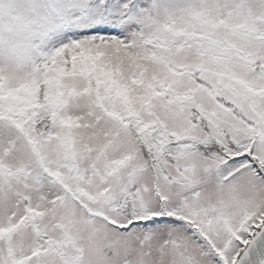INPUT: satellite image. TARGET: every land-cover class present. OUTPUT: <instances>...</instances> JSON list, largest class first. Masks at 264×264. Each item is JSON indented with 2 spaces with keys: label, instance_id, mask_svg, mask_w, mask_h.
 Wrapping results in <instances>:
<instances>
[{
  "label": "snow or ice",
  "instance_id": "snow-or-ice-1",
  "mask_svg": "<svg viewBox=\"0 0 264 264\" xmlns=\"http://www.w3.org/2000/svg\"><path fill=\"white\" fill-rule=\"evenodd\" d=\"M0 264H264V0H0Z\"/></svg>",
  "mask_w": 264,
  "mask_h": 264
}]
</instances>
